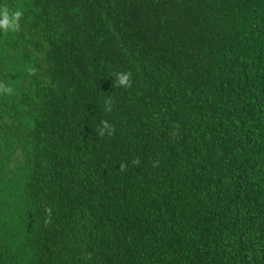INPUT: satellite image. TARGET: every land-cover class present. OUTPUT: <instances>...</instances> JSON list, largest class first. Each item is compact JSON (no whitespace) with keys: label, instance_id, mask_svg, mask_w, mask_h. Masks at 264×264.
<instances>
[{"label":"trees","instance_id":"trees-1","mask_svg":"<svg viewBox=\"0 0 264 264\" xmlns=\"http://www.w3.org/2000/svg\"><path fill=\"white\" fill-rule=\"evenodd\" d=\"M0 6V264H264V0Z\"/></svg>","mask_w":264,"mask_h":264},{"label":"clouds","instance_id":"clouds-1","mask_svg":"<svg viewBox=\"0 0 264 264\" xmlns=\"http://www.w3.org/2000/svg\"><path fill=\"white\" fill-rule=\"evenodd\" d=\"M24 13L21 9H17L15 11H10L7 6H0V32H9V31H18L20 28V21L23 17ZM114 77V85L116 87L130 88L132 86V74L131 72H115L113 73ZM0 94L12 95L13 89L11 87L6 86L4 83L0 82ZM112 101H105V110L110 112L111 107L109 105ZM101 127H99L96 132L100 137H104L105 134L108 136H112L115 132L114 127L107 121L102 120ZM133 165H138L140 163L139 158L132 161ZM155 167L156 164H153ZM127 168V165L121 163L120 171L123 172ZM49 214L51 213V209H48Z\"/></svg>","mask_w":264,"mask_h":264}]
</instances>
